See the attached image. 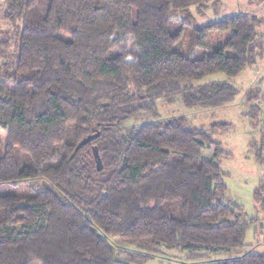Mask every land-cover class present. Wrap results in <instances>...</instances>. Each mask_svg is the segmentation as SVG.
Returning <instances> with one entry per match:
<instances>
[{
    "label": "trees",
    "instance_id": "1",
    "mask_svg": "<svg viewBox=\"0 0 264 264\" xmlns=\"http://www.w3.org/2000/svg\"><path fill=\"white\" fill-rule=\"evenodd\" d=\"M218 1L4 0L15 45L8 52L5 39L0 49L10 60L0 66V264H144L163 249L190 253L180 264L245 246L260 220L226 195L221 162L232 153L215 135L230 125L206 131L174 118L126 126L156 115L161 99L181 96L204 110L235 101L234 85L206 80L255 66L263 21L236 14L197 25L191 10L202 16ZM222 33L224 43L211 39ZM259 85L246 91L247 105L264 102ZM252 110L253 122L261 109ZM250 145L264 164V126ZM253 200L264 210V181ZM215 264H264V254Z\"/></svg>",
    "mask_w": 264,
    "mask_h": 264
},
{
    "label": "rangeland",
    "instance_id": "2",
    "mask_svg": "<svg viewBox=\"0 0 264 264\" xmlns=\"http://www.w3.org/2000/svg\"><path fill=\"white\" fill-rule=\"evenodd\" d=\"M210 5V9L205 11L202 16L198 15L193 9L191 10L197 25L236 14L255 15L263 21L262 26L258 29L259 39L256 47L259 57L255 66L245 69L240 76L232 80H228L224 76L210 77L206 80L223 79L234 85L240 91L235 101L222 108L204 110L185 107L181 96H176L170 100L161 99L157 101L156 115L151 116L145 113L143 116H136L126 126H140L144 123H158L174 118H185L189 121V125L206 131L210 130L213 124L225 123L230 125L227 131H221L215 135L216 141H219L225 149L232 153V159L223 160L221 165L225 173L226 195L228 199L235 201L241 206L249 217H255L253 192L259 183L264 181V164L255 162L250 144L254 139L258 140L260 138L261 129L264 126V102H253L247 105V98L250 95H246V91L260 86L259 84L264 80V0H219L216 5H214V2H210ZM4 7V0H0V49L1 42L9 39L12 41V45L8 52H13L15 45L14 27L3 22L1 14ZM174 17L183 20L185 15L178 13ZM190 32L191 30H189ZM226 38V33L213 34L211 36L213 41L220 43H224ZM187 45L188 40L185 42L186 47ZM186 47L183 46L180 52L184 53ZM9 61V54L3 55L0 53V66ZM256 106L261 109V114H259L257 120L253 119L252 122L248 114L253 116L256 112L252 109H256ZM141 116L143 119H141ZM213 154V148H206L203 152L206 160H210ZM29 184L40 187L43 183L42 181H34ZM140 201L144 200L141 199ZM142 205L152 207L154 201H145ZM258 217L261 221L247 233L244 249L219 248L212 254H206L211 257L207 262H182L180 264H215L228 259H240L247 254H264V212H261ZM110 240L120 248H126L127 250L130 249L129 246L133 248V245H136L122 240ZM147 243L139 241L137 244L147 247L149 246ZM162 252V254L155 257L148 255L152 259L144 264H179L181 260H184V257L190 254L182 253L181 255L177 251L167 249H163ZM122 259L127 261L126 256H123Z\"/></svg>",
    "mask_w": 264,
    "mask_h": 264
},
{
    "label": "water",
    "instance_id": "3",
    "mask_svg": "<svg viewBox=\"0 0 264 264\" xmlns=\"http://www.w3.org/2000/svg\"><path fill=\"white\" fill-rule=\"evenodd\" d=\"M98 134L95 135V136H90V137H87L85 139H83L80 144L78 145V147L76 148V152L79 151V149H81L82 147L88 145L93 139L97 138ZM93 155H94V158L96 160V164H97V170L98 171H101L103 166H102V161L100 159V156H99V152H98V148L97 147H94L93 148Z\"/></svg>",
    "mask_w": 264,
    "mask_h": 264
},
{
    "label": "crops",
    "instance_id": "4",
    "mask_svg": "<svg viewBox=\"0 0 264 264\" xmlns=\"http://www.w3.org/2000/svg\"><path fill=\"white\" fill-rule=\"evenodd\" d=\"M258 34H259V33H258ZM237 89H238V88H237ZM188 122H189V121H188ZM190 126H191V125H190ZM191 127H193V126H191ZM194 128H195V127H194ZM197 129H198V128H197ZM226 150H227V149H226ZM228 151H229V150H228ZM230 152H231V151H230ZM230 159H232V157L229 158L228 160H230ZM223 160H227V159L225 158V159H223ZM223 160H222V162H223ZM222 162H221V165H222ZM260 183H261V182H260ZM260 183H259V184H260ZM258 186H259V185H258ZM258 186H257V187H258ZM257 187H256V188H257ZM256 188H255V189H256ZM253 193H254V192H253ZM253 201H254V200H253ZM234 202H235V201H234ZM254 204H255V202H254ZM254 211H255V213H256V216H255V217H258L259 214H260L261 212H264V210H256V209H255V205H254ZM246 213H247V212H246ZM248 216H249V215H248ZM250 218H252V217H250ZM258 218H259V217H258ZM259 220H260V218H259ZM260 221H261V220H260ZM248 232H249V231H248ZM246 237H247V236H246ZM245 243H246V240H245ZM242 249H244V247H243Z\"/></svg>",
    "mask_w": 264,
    "mask_h": 264
}]
</instances>
